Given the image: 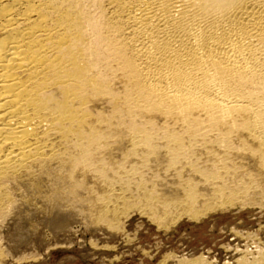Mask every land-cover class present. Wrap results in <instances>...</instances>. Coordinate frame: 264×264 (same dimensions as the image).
Returning <instances> with one entry per match:
<instances>
[{
    "label": "bare ground",
    "instance_id": "obj_1",
    "mask_svg": "<svg viewBox=\"0 0 264 264\" xmlns=\"http://www.w3.org/2000/svg\"><path fill=\"white\" fill-rule=\"evenodd\" d=\"M248 202L264 203V0H0V217L169 228Z\"/></svg>",
    "mask_w": 264,
    "mask_h": 264
},
{
    "label": "rangeland",
    "instance_id": "obj_2",
    "mask_svg": "<svg viewBox=\"0 0 264 264\" xmlns=\"http://www.w3.org/2000/svg\"><path fill=\"white\" fill-rule=\"evenodd\" d=\"M248 204L198 221L183 216L169 228L133 210L118 229L94 226L77 210L49 214L31 204L0 217V264H264V203Z\"/></svg>",
    "mask_w": 264,
    "mask_h": 264
}]
</instances>
